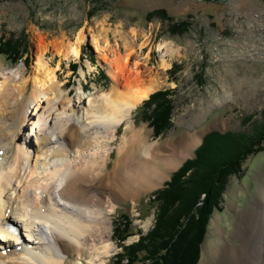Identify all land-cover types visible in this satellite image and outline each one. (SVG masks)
<instances>
[{"label": "rangeland", "instance_id": "obj_1", "mask_svg": "<svg viewBox=\"0 0 264 264\" xmlns=\"http://www.w3.org/2000/svg\"><path fill=\"white\" fill-rule=\"evenodd\" d=\"M131 29L136 30L138 35H145L138 37L135 48L138 51L142 41L147 40L142 56L149 54L147 66L160 72L165 83L154 93L165 91L172 101V127L159 137H154L152 128L142 121V106L148 99L132 113L133 125L146 137L148 144L167 145L166 150L160 153L170 155L176 148L177 140L196 132L202 137L210 131L250 134L253 128L264 127V0H0V82L5 78L16 79L21 73L27 77L33 72L38 33L50 44L73 42L82 31L85 41L78 60L62 61L51 48L45 55L51 67H57L56 77L63 85L62 90L69 92L67 101L81 110L94 91L110 86L105 65L97 57L93 36L98 35L96 39L104 40L105 34H108L110 44H115L117 40L121 47L119 33L131 39ZM160 44L169 45L174 51L165 57L168 67L164 71L159 66L164 53L163 49H159ZM31 91L32 86L28 83L24 95L28 97ZM49 102L43 98L40 104L26 107L25 118L16 133L20 143L36 142L38 131L55 141L56 137L46 131V125L49 126L51 118L66 120L70 113L66 111L57 115L59 111L52 109ZM5 120V117L1 120L2 127L9 124ZM79 120L82 122V119ZM123 134L121 126L114 139L105 146L112 150L108 168L116 159ZM261 138L258 140H262L259 143L261 148L240 162V173L225 179L222 203L211 213L197 264H206L216 248L231 242L240 214L257 202L259 188L264 183V135ZM168 142H171L170 145ZM64 148L71 152L74 159L79 155L69 147ZM50 149L51 152L54 150ZM194 150L167 173V179L159 187L133 201H120L115 205L114 212L107 216L115 245L107 264H115L116 256L121 252L114 233L119 222L125 223L121 217H127L133 233L124 242L125 245L138 240L139 235L134 232L136 229L140 230L141 236L146 235L153 228L156 213L155 206L148 201L150 195L164 187L183 162L194 158ZM10 154H6L9 159ZM3 157L4 152L0 150V165L5 162ZM214 219L220 231L216 233L213 229L209 235L210 227H215ZM46 229L51 231L47 240L51 243L54 229L48 226ZM21 232L30 241L29 245L36 248L31 250L33 254L39 251L37 247L48 245L37 232L29 233L24 228ZM20 248L21 245L16 250ZM0 254H3L1 250ZM65 260L66 264H77L76 257Z\"/></svg>", "mask_w": 264, "mask_h": 264}, {"label": "bare ground", "instance_id": "obj_2", "mask_svg": "<svg viewBox=\"0 0 264 264\" xmlns=\"http://www.w3.org/2000/svg\"><path fill=\"white\" fill-rule=\"evenodd\" d=\"M137 33L131 29V39L119 33L121 47L117 40L111 45L108 34L104 40L93 36L97 57L105 65L110 86L94 91L81 110L67 101L69 92L62 90L63 85L56 77L57 67L52 68L45 55L51 48L62 61L78 60L85 41L82 31L73 42L50 44L38 33L33 72L27 77L21 73L16 79L5 78L0 82V123L4 117L9 122L7 128L0 125V150L5 159L0 165V250L6 255L0 254V264H66L65 259L72 257H76L77 264L109 263L107 258L115 245L107 216L114 212L115 205L133 201L159 187L167 179V173L200 144V133L183 136L175 142V150L165 155L160 153L166 150L165 143L148 144L133 125V111L165 84L160 72L147 66L149 54L142 56L147 40L136 50L135 41L145 37ZM159 49L164 51L159 62L164 71L168 67L165 57L174 51L166 44H160ZM28 83L32 91L26 97ZM43 98L51 101V108L59 111L57 115L66 111L70 115L66 114V120L51 118L49 126L45 123L46 131L56 137L55 141L38 131L36 142L20 143L16 133L25 118L26 107L40 104ZM121 126L124 139L112 167L108 168L112 150L105 146ZM64 147L79 155L72 158ZM50 148L54 150L51 152ZM213 221L215 227H210L209 235L213 229L216 233L220 231L216 219ZM40 224L54 229L53 246L37 247L39 251L35 254L31 252L36 249L34 245L27 247L28 239L9 232L5 226L30 230ZM231 235V242L216 248L206 264H264V183L257 202L240 214ZM19 244L21 249L17 251Z\"/></svg>", "mask_w": 264, "mask_h": 264}, {"label": "trees", "instance_id": "obj_3", "mask_svg": "<svg viewBox=\"0 0 264 264\" xmlns=\"http://www.w3.org/2000/svg\"><path fill=\"white\" fill-rule=\"evenodd\" d=\"M171 102L165 91H158L142 106V121L152 128L154 137L172 127ZM253 130L250 134L206 133L194 150V158L183 162L170 181L150 195L148 201L156 213L153 228L146 235L125 245L133 233L127 217H121L125 223L119 222L114 230L121 248L115 264H197L211 213L222 203L225 179L239 174L240 162L261 148L262 140H258L264 127Z\"/></svg>", "mask_w": 264, "mask_h": 264}, {"label": "water", "instance_id": "obj_4", "mask_svg": "<svg viewBox=\"0 0 264 264\" xmlns=\"http://www.w3.org/2000/svg\"><path fill=\"white\" fill-rule=\"evenodd\" d=\"M135 232H136L137 234H139V235L141 234V233H140V230H138V229H136Z\"/></svg>", "mask_w": 264, "mask_h": 264}]
</instances>
